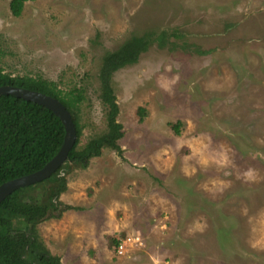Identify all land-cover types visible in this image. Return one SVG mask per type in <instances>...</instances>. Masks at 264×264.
I'll return each mask as SVG.
<instances>
[{
	"label": "rangeland",
	"instance_id": "1",
	"mask_svg": "<svg viewBox=\"0 0 264 264\" xmlns=\"http://www.w3.org/2000/svg\"><path fill=\"white\" fill-rule=\"evenodd\" d=\"M11 1L0 66L82 88V143L107 127L104 55L148 31L177 43L114 74L122 154L72 168L61 200L74 208L38 226L50 251L63 264H264V0H29L20 16Z\"/></svg>",
	"mask_w": 264,
	"mask_h": 264
},
{
	"label": "trees",
	"instance_id": "2",
	"mask_svg": "<svg viewBox=\"0 0 264 264\" xmlns=\"http://www.w3.org/2000/svg\"><path fill=\"white\" fill-rule=\"evenodd\" d=\"M27 1L12 0V13L20 16ZM169 36L164 31L160 34L155 31L133 34L117 49L104 55L99 79L107 127L85 143H82L80 121L81 104L85 100L82 88L64 92L53 80L12 75L0 66V86L36 90L57 98L71 112L77 133L68 159L50 177L16 189L0 204V264H63L43 241L38 226L47 220L61 218L67 210L74 208L61 200V195L68 189V174L73 167L88 168L91 159L101 156L106 148L122 154L120 140L124 130L118 121L120 107L113 86L114 74L137 63L153 44L175 46L177 43ZM139 111L143 113L144 109ZM174 129L179 134L180 126L175 125ZM65 134L61 118L48 107L11 94L1 95L0 185L43 168L60 151ZM112 241L118 248L119 239Z\"/></svg>",
	"mask_w": 264,
	"mask_h": 264
},
{
	"label": "water",
	"instance_id": "3",
	"mask_svg": "<svg viewBox=\"0 0 264 264\" xmlns=\"http://www.w3.org/2000/svg\"><path fill=\"white\" fill-rule=\"evenodd\" d=\"M3 94H11L48 107L61 118L66 129V134L60 151L43 168L0 185V204L16 189L29 186L50 177L68 159L69 152L74 146L77 137L71 112L57 98L40 91L12 85L0 86V96Z\"/></svg>",
	"mask_w": 264,
	"mask_h": 264
},
{
	"label": "built area",
	"instance_id": "4",
	"mask_svg": "<svg viewBox=\"0 0 264 264\" xmlns=\"http://www.w3.org/2000/svg\"><path fill=\"white\" fill-rule=\"evenodd\" d=\"M124 244L123 243H121L120 245H119V250H118V252H123V249H124Z\"/></svg>",
	"mask_w": 264,
	"mask_h": 264
}]
</instances>
